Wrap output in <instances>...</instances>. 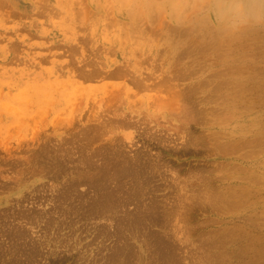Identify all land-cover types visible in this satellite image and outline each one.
<instances>
[{"label": "rangeland", "instance_id": "1", "mask_svg": "<svg viewBox=\"0 0 264 264\" xmlns=\"http://www.w3.org/2000/svg\"><path fill=\"white\" fill-rule=\"evenodd\" d=\"M204 1L0 0V264H264V9Z\"/></svg>", "mask_w": 264, "mask_h": 264}, {"label": "bare ground", "instance_id": "2", "mask_svg": "<svg viewBox=\"0 0 264 264\" xmlns=\"http://www.w3.org/2000/svg\"><path fill=\"white\" fill-rule=\"evenodd\" d=\"M197 1H198V0H197ZM205 1H206V0H205ZM205 1H204V2H205ZM234 1H236V0H234ZM226 2H227V1H226ZM237 2H238V1H237ZM241 2H242V1H241ZM191 4H192V3H191ZM193 4H194V3H193ZM235 4H236V3H235ZM237 4H240V3H237ZM159 5H160V4H159ZM231 5H232V4H231ZM197 6H198V5H197ZM218 6H219V5H218ZM234 6H236V5H234ZM234 6H233V7H234ZM246 6H247V5H246ZM158 7H159V6H158ZM233 7H232V8H233ZM160 8H162V7H160ZM196 8H197V7H196ZM228 8H229V7H228ZM230 8H231V7H230ZM239 8H242V7H239ZM244 8H245V7H244ZM222 9H223V7H222ZM235 9H236V8H235ZM249 9H250V10H249L250 12H253V13H252L253 15H256L259 11H261L262 9H264V0H251V3H250V6H249ZM141 10H143V9H141ZM161 10H162V9H161ZM195 10H196V9H195ZM238 10L241 11V9H237V12H238ZM244 10H245V9H244ZM246 10H247V9H246ZM227 11H228V10H227ZM227 11H226V12H227ZM235 11H236V10H235ZM235 11H234V13H235ZM242 11H243V10H242ZM139 12H140V11H139ZM148 12H149V11H148ZM224 12H225V11H224ZM222 13H223V10H222ZM227 13H228V12H227ZM263 13H264V12H263ZM219 14H220V13H219ZM225 14H226V13H225ZM225 14H224V15H225ZM240 14H241V13H240ZM240 14H239V15H240ZM246 14H247V13H246ZM248 14H249V13H248ZM248 14H247V15H248ZM142 15H143V14H142ZM157 16H158V15H157ZM250 16H251V15H250ZM259 16L261 17L260 14H259ZM135 17H136V16H135ZM223 17H224V16H223ZM225 17H226V16H225ZM244 17H245V16H244ZM260 17H259V18H260ZM156 18H157V17H156ZM158 18H159V17H158ZM230 18H231V17H230ZM256 18H257V17H256ZM256 18H255V19H256ZM259 18H257V19H259ZM205 20H207V19H205ZM250 20H252V19H250ZM142 21H143V20H142ZM207 21H208V20H207ZM211 22H212V21H211ZM257 22H258V21H257ZM154 23H155V22H154ZM204 23H206V21H205ZM202 28H203V27H202ZM209 28H210V27H209ZM209 28H208V29H209ZM213 28H214V26H213ZM213 28H212V29H213ZM220 29H221V28H220ZM200 30H201V29H200ZM206 31H207V30H206ZM195 32H196V31H195ZM196 33H197V32H196ZM198 34H199V33H198ZM206 34H207V33H206ZM186 35H187V34H186ZM196 36H197V35H196ZM198 36H199V35H198ZM173 37H174V36H173ZM202 38H203V37H202ZM198 39H199V37H198ZM206 39H207V38H206ZM208 39H209V38H208ZM212 40H213V39H212ZM215 41H216V40H215ZM221 41H222V40H221ZM194 42H195V41H194ZM194 42H193V43H194ZM197 42L202 43V42H200V41H197ZM210 42H211V41H210ZM217 42H218V41H217ZM193 43H192V45H193ZM204 44H205V43H204ZM212 44H213V45H216L215 42L212 43ZM223 44H224V43H223ZM194 45H195V44H194ZM202 45H203V43H202ZM211 46H212V45H210V47H211ZM193 47H195V46H193ZM210 47H209V48H210ZM206 48H207V47H206ZM191 49H193V48H191ZM194 49H195V48H194ZM217 49H218V48H217ZM219 49H220V48H219ZM221 49H222V48H221ZM221 49H220V50H221ZM195 50H196V49H195ZM208 50H209V49H208ZM203 51H204V50H203ZM216 51H217V50H216ZM224 51H227V50H224ZM190 52H191V51H190ZM190 52H189V53H190ZM198 52H199V50H198ZM205 52H206V51H205ZM219 52H220V51H219ZM196 53H197V52H196ZM201 53H204V52H201ZM201 53H200V54H201ZM206 53H207V52H206ZM224 53H225V52H224ZM204 54H205V53H204ZM207 54H208V53H207ZM210 54H211V53H210ZM210 54H209V55H210ZM222 54H223V53H222ZM222 54H220V55H222ZM214 55H215V53H214ZM197 56H198V55H197ZM210 56H211V55H210ZM215 57H216V56H215ZM203 58H206V59H207V57H203ZM209 58H211V57H209ZM200 60H201V59H200ZM198 61H199V60H198ZM208 62H209V61H208ZM201 65H202V64H201ZM204 67H205V66H204ZM195 70H196V69H195ZM228 70H229V69H228ZM209 71H210V70H209ZM91 72H92V71H91ZM205 72H207V71H205ZM210 72H211V71H210ZM124 73H126V72H124ZM215 73H216V71H215ZM87 74H88V73H87ZM89 74H90V73H89ZM126 74H127V73H126ZM217 74H218V73H217ZM222 74H223V73H222ZM230 74H231V73H230ZM223 75H224V74H223ZM116 76L119 77L120 75H119V74H118V75L116 74ZM124 76H125V75H124ZM120 77H121V76H120ZM226 77H227V76H226ZM211 78L213 79L212 76H211ZM228 80H229V79H228ZM215 81H217V80H215ZM232 82H233V81H232ZM211 84H212V83H211ZM212 85H213V84H212ZM139 86H140V85H139ZM207 86H209V85H207ZM210 86H211V85H210ZM210 86H209V87H210ZM223 86H225V85H223ZM229 86H231V85H229ZM212 91H213V89H212ZM220 91H221V90H220ZM214 92H215V91H214ZM240 94H241V93H240ZM224 103L226 104V102H224ZM224 103H222V105H223ZM220 105H221V104H220ZM240 107H241V106H240ZM255 107H256V106H255ZM255 107H254V109H255ZM237 108H238V107H237ZM234 109H235V108H234ZM201 110H202V109H201ZM232 110H233V109H232ZM204 111H205V110H204ZM235 112H236V110H235ZM205 113H206V112H205ZM212 113H213V112H212ZM214 114H215V113H214ZM225 115H226V114H225ZM229 115H230V114H229ZM215 116H216V115H215ZM215 116H214V117H215ZM190 118H192V117H190ZM197 118H198V117H197ZM200 118H201V117H200ZM217 118H218V117H217ZM219 118H221V117H219ZM226 118H228V117H226ZM226 118H224V119H226ZM211 119H212V117H211ZM228 119H229V118H228ZM228 119H227V120H228ZM208 120H209V119H208ZM223 121H224V123H226L225 120H223ZM208 125H209V124H208ZM230 137H231V136H230ZM234 142H235V141H234ZM251 143H252V142H251ZM224 145H225V144H224ZM227 145H228V143H227ZM254 145H255V144H254ZM235 146H237V145H234V147H235ZM238 146H239V145H238ZM228 147L231 148V146H229V145H228ZM241 147L244 148L245 146H241ZM225 148H226V147H225ZM223 149H224V148H223ZM231 149L234 150L233 147H232ZM235 150H236V148H235ZM237 151H239V150H237ZM252 156H253V155H252ZM245 157H247V156H245ZM242 177H243V176H242ZM257 182L260 183V181H257ZM259 183H258V184H259ZM255 184H257V183H255ZM260 185H261V184H260ZM235 190H236V189H235ZM243 196H244V195H243ZM239 197H240V196H239ZM241 198H242V197H241ZM215 199H216V198H215ZM223 200H224V199H223ZM235 202H236V201H235ZM238 202H239V201H238ZM227 203H229V201H228ZM234 204H236V203H234ZM140 206H141V205H140ZM112 210H113V209H112ZM146 211H147V210H146ZM260 258H261V257H260ZM262 263H263V262H262Z\"/></svg>", "mask_w": 264, "mask_h": 264}]
</instances>
